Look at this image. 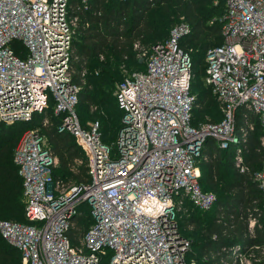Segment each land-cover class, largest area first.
Instances as JSON below:
<instances>
[{
  "label": "built area",
  "instance_id": "1",
  "mask_svg": "<svg viewBox=\"0 0 264 264\" xmlns=\"http://www.w3.org/2000/svg\"><path fill=\"white\" fill-rule=\"evenodd\" d=\"M90 2L0 0V122L27 125L13 160L28 221L0 219V235L23 264H198L188 257L191 241L180 222L188 207L209 211L216 203L200 184L207 138L234 149L242 174L248 161L238 145L261 130L255 150H264V0H212L219 13L209 24H219L221 43L207 49L202 79L218 101L219 122L193 124L192 49L180 44L191 30L187 22L149 49L134 40L144 68L121 65L126 75L114 91L121 125L110 143L99 122H82L77 109L90 85L88 60L74 40L78 13ZM50 109L56 132L86 156L82 183L55 173L59 159L43 132L54 126ZM252 180L264 195V160ZM228 250L220 264H264V197Z\"/></svg>",
  "mask_w": 264,
  "mask_h": 264
},
{
  "label": "trees",
  "instance_id": "2",
  "mask_svg": "<svg viewBox=\"0 0 264 264\" xmlns=\"http://www.w3.org/2000/svg\"><path fill=\"white\" fill-rule=\"evenodd\" d=\"M213 12H219V5H214L212 0H91L89 8L78 13L80 28L74 40L79 54L88 60L90 85L85 87L79 100L80 120L86 121L80 108L94 103L96 111L90 119L99 122L102 140L110 143L116 138L121 111L113 92L116 80L119 82L126 75L121 65L128 72L144 68L136 58L133 41L139 39L149 49L156 42L165 40L169 34L161 37L177 21L187 22L191 28L180 44L186 50L192 49L193 78L202 77L207 49L221 43L219 24H209ZM192 87L191 93L196 97L193 124L206 122L202 121L204 117H210L209 122H219L222 114L210 87L200 88L202 86L193 84V81ZM51 112L50 109L54 126L43 128V132L59 159L60 165L55 173L63 180L82 183L86 176L83 174L85 167L76 166L74 159L83 151L72 137L56 132L58 120ZM238 116L237 122L241 124V115ZM19 125L0 122V219L25 223L28 221L24 217L22 202L23 182L13 160L15 145L27 127L17 128ZM260 133L261 130L238 145L248 161L249 170L243 174L235 169L233 148L221 149L213 138L206 140L199 163L200 184L204 190H217V193L212 191L216 203L209 211L195 208L199 216H185L181 220L191 225L202 217L207 219L200 222L198 230L190 232L192 250L188 257L198 264H202L204 258H208L206 264H220L228 249L242 240L248 216L263 206V192L252 180V172L259 169L264 160V150H255ZM21 260L19 251L9 246L0 235V264H22Z\"/></svg>",
  "mask_w": 264,
  "mask_h": 264
},
{
  "label": "rangeland",
  "instance_id": "3",
  "mask_svg": "<svg viewBox=\"0 0 264 264\" xmlns=\"http://www.w3.org/2000/svg\"><path fill=\"white\" fill-rule=\"evenodd\" d=\"M214 4V3H213ZM219 12H213V15L212 17L216 16ZM181 19V17H180ZM179 23V21H177L175 24ZM173 24L172 27L175 25ZM172 27L169 28V31L164 34L161 39L165 38L168 36L170 30L172 29ZM141 70H143V67L141 68ZM119 81V80H118ZM117 83V80L115 82V84ZM193 84H199L200 88H205V84L203 83V79L201 76H195L193 78ZM116 86V85H115ZM193 89V87L191 88ZM198 90V89H197ZM94 94V93H93ZM113 95H114V92H113ZM95 111H96V107L94 105V103L92 104V106H88L87 108H80V112L82 114V116L85 118V120L89 121H95V119H90V116H93L95 114ZM43 119V115L42 114H39L37 116H34L32 121L34 123H40ZM208 119H210V117H204L202 119V121H209ZM21 125H19L17 128H21L22 126H25V123H20ZM244 129L245 131H247V125L245 124L244 125ZM248 133H252V131L248 130ZM85 164H86V156L84 153H82L81 155H79V157H77V162H76V166H79V167H82L84 166L85 167ZM86 171H83V174L86 175L85 173ZM214 191L215 193H217V190H212ZM187 215L186 216H199L197 213H196V209L193 208V207H188L187 209ZM200 221L198 223H193L191 225H187L186 222H184V220L181 222V228H182V231L183 233L185 234V236L191 241V236H190V232L193 231V230H198V228L201 226V223L200 222H205L207 221V219H205V217H202L199 219ZM185 223V224H184ZM197 242V241H196ZM196 244V243H195ZM196 248V247H195ZM21 263L23 264L22 260H21Z\"/></svg>",
  "mask_w": 264,
  "mask_h": 264
}]
</instances>
